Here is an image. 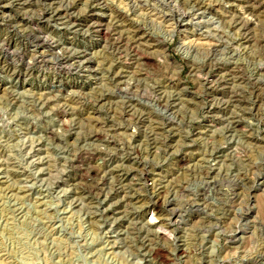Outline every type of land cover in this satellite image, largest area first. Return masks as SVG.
Segmentation results:
<instances>
[{"label": "rangeland", "instance_id": "1", "mask_svg": "<svg viewBox=\"0 0 264 264\" xmlns=\"http://www.w3.org/2000/svg\"><path fill=\"white\" fill-rule=\"evenodd\" d=\"M0 264H264V0H0Z\"/></svg>", "mask_w": 264, "mask_h": 264}]
</instances>
